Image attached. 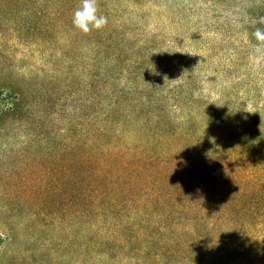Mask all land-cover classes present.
Returning <instances> with one entry per match:
<instances>
[{
  "label": "rangeland",
  "instance_id": "1",
  "mask_svg": "<svg viewBox=\"0 0 264 264\" xmlns=\"http://www.w3.org/2000/svg\"><path fill=\"white\" fill-rule=\"evenodd\" d=\"M55 2L0 3V196L18 189L38 203L18 212L0 199V264H103L55 203L62 181L54 176L68 165L90 170L91 188L118 194L128 209L144 201L120 190L128 182L136 190L148 164L167 160L172 172L186 143L264 171V42L254 35L264 31V0H97L108 23L88 33L72 24L82 0L61 2L59 24L48 27ZM33 138L44 147L30 146ZM146 223L155 259L162 222ZM212 244L204 237L191 264H264L260 227L227 252ZM113 255L106 264L123 261Z\"/></svg>",
  "mask_w": 264,
  "mask_h": 264
},
{
  "label": "trees",
  "instance_id": "2",
  "mask_svg": "<svg viewBox=\"0 0 264 264\" xmlns=\"http://www.w3.org/2000/svg\"><path fill=\"white\" fill-rule=\"evenodd\" d=\"M31 1L0 0V3L25 4L31 8ZM64 1L67 4L74 3V0H56L55 6H47L46 11L51 20L48 27H57L59 24V16H55V11L57 8L65 9L61 3ZM37 11L43 13L38 7ZM18 94L19 102L26 106L25 91L19 90ZM111 116L114 117L113 114ZM156 118L157 128L161 127L163 119H160L161 116ZM165 128L162 126L158 129L163 132ZM186 134L194 135L188 131ZM30 146L35 149L43 145L33 138ZM178 150L179 154L183 152L187 157L179 154L175 157L174 168L177 170L173 168L172 172L164 173L169 167L167 160H161V165L148 164L143 168V173L135 178L139 182L136 190H132L129 182L126 190H120L125 195L144 201L143 206L131 209L121 205V201L120 204L117 202L118 194L111 195L100 188H91L95 178H90V170L82 166L73 169L72 164L68 165L61 178L54 176V179L62 181L59 187L61 201L55 203L61 204L66 211L67 227L75 228L86 253L101 258L99 261L103 264H106L105 260L115 257L114 252L118 253L120 260L123 259L118 260V264H191L203 256L201 251L206 236L213 240L210 248L223 253L229 248L241 247L237 243L243 237L252 238L258 227L264 230V171L259 170L255 162L213 156L210 148L201 147L199 143H190L188 146L186 143ZM194 150L197 152L193 153ZM98 161L102 166L107 162L104 158ZM0 199H3L6 207L18 212H22L25 207L38 206L30 195L18 192V189L4 191ZM52 204L53 199L43 201L45 207ZM26 215L31 218L35 216L34 213ZM143 215L148 216L147 219L142 218ZM110 217L114 222L110 221ZM55 220L63 222L57 218ZM141 222H162L163 232L156 243L158 252L155 259L151 258L150 252V245L154 242L148 238L149 228L154 224L143 225ZM171 226L172 232L168 231ZM174 226H177L176 230ZM129 230L137 234L128 238L126 233ZM165 232L171 234L165 236ZM137 242L139 246L134 245ZM191 244L194 245L193 249ZM168 256L174 261L166 260Z\"/></svg>",
  "mask_w": 264,
  "mask_h": 264
},
{
  "label": "clouds",
  "instance_id": "3",
  "mask_svg": "<svg viewBox=\"0 0 264 264\" xmlns=\"http://www.w3.org/2000/svg\"><path fill=\"white\" fill-rule=\"evenodd\" d=\"M107 23V17L98 14L97 0H82V6L74 11L72 17L73 26L84 33H88L92 29H101ZM261 23H264V18H261ZM254 35L257 41L264 42V31L257 28Z\"/></svg>",
  "mask_w": 264,
  "mask_h": 264
}]
</instances>
